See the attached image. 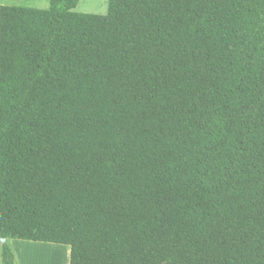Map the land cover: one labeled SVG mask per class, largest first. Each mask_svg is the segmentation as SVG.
I'll return each mask as SVG.
<instances>
[{"label": "trees", "instance_id": "16d2710c", "mask_svg": "<svg viewBox=\"0 0 264 264\" xmlns=\"http://www.w3.org/2000/svg\"><path fill=\"white\" fill-rule=\"evenodd\" d=\"M78 1L0 5V239L264 264V0Z\"/></svg>", "mask_w": 264, "mask_h": 264}, {"label": "rangeland", "instance_id": "374dc122", "mask_svg": "<svg viewBox=\"0 0 264 264\" xmlns=\"http://www.w3.org/2000/svg\"><path fill=\"white\" fill-rule=\"evenodd\" d=\"M107 1L108 0H79L73 11L76 13L105 15L107 12ZM0 5H9V6L14 5V6L35 8V9H47L48 0H0ZM55 245L56 244L37 243V245L31 246V249L23 248L22 252H18L21 264H23L22 255L24 257L29 256V252H31L30 250H46L49 248H56V247L63 249L59 264L62 261L64 262V264H68L69 247L63 245H56V246ZM48 263L49 262H47V264Z\"/></svg>", "mask_w": 264, "mask_h": 264}, {"label": "bare ground", "instance_id": "6f19581e", "mask_svg": "<svg viewBox=\"0 0 264 264\" xmlns=\"http://www.w3.org/2000/svg\"><path fill=\"white\" fill-rule=\"evenodd\" d=\"M56 248H49L46 250H31V252H29V256L24 257L22 255V262L23 264H47V262H49L48 264H59L63 249ZM24 258L25 260H23ZM60 264H64V262L62 261Z\"/></svg>", "mask_w": 264, "mask_h": 264}, {"label": "crops", "instance_id": "0c3cea01", "mask_svg": "<svg viewBox=\"0 0 264 264\" xmlns=\"http://www.w3.org/2000/svg\"><path fill=\"white\" fill-rule=\"evenodd\" d=\"M4 243L10 247L13 253L14 264H16V262L17 264H21L18 252H22L23 248L31 249V246L37 245V243L39 242H31V241H24V240H5ZM4 243L0 242V264H2L1 263V252H2V245ZM23 260H25V258Z\"/></svg>", "mask_w": 264, "mask_h": 264}, {"label": "water", "instance_id": "95a60500", "mask_svg": "<svg viewBox=\"0 0 264 264\" xmlns=\"http://www.w3.org/2000/svg\"><path fill=\"white\" fill-rule=\"evenodd\" d=\"M4 241H5L4 239H0V242H1V243H4Z\"/></svg>", "mask_w": 264, "mask_h": 264}]
</instances>
